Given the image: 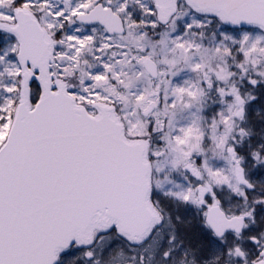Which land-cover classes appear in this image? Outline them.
Segmentation results:
<instances>
[{
	"label": "snow or ice",
	"instance_id": "1",
	"mask_svg": "<svg viewBox=\"0 0 264 264\" xmlns=\"http://www.w3.org/2000/svg\"><path fill=\"white\" fill-rule=\"evenodd\" d=\"M0 264H264V0H0Z\"/></svg>",
	"mask_w": 264,
	"mask_h": 264
}]
</instances>
